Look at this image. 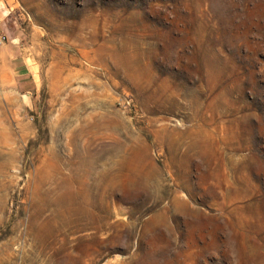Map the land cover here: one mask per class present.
<instances>
[{"label": "rangeland", "instance_id": "374dc122", "mask_svg": "<svg viewBox=\"0 0 264 264\" xmlns=\"http://www.w3.org/2000/svg\"><path fill=\"white\" fill-rule=\"evenodd\" d=\"M0 264H264V0H0Z\"/></svg>", "mask_w": 264, "mask_h": 264}, {"label": "water", "instance_id": "95a60500", "mask_svg": "<svg viewBox=\"0 0 264 264\" xmlns=\"http://www.w3.org/2000/svg\"><path fill=\"white\" fill-rule=\"evenodd\" d=\"M26 97V96H25Z\"/></svg>", "mask_w": 264, "mask_h": 264}]
</instances>
